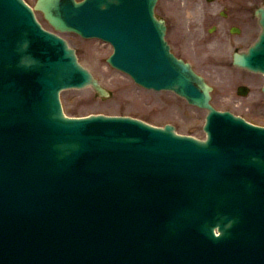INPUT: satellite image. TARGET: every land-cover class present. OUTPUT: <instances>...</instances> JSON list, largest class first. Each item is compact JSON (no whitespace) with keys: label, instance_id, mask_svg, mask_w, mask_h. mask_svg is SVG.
Wrapping results in <instances>:
<instances>
[{"label":"water","instance_id":"obj_1","mask_svg":"<svg viewBox=\"0 0 264 264\" xmlns=\"http://www.w3.org/2000/svg\"><path fill=\"white\" fill-rule=\"evenodd\" d=\"M39 1L55 28L111 41L137 82L208 108L207 139L66 116L60 90H104L23 0H0V264H264V127L210 105L154 0Z\"/></svg>","mask_w":264,"mask_h":264},{"label":"rangeland","instance_id":"obj_2","mask_svg":"<svg viewBox=\"0 0 264 264\" xmlns=\"http://www.w3.org/2000/svg\"><path fill=\"white\" fill-rule=\"evenodd\" d=\"M28 1L33 4L35 0ZM38 16L46 28L52 29L40 14ZM62 35L76 49L79 61L109 92L107 96L99 95L92 86L63 90L61 101L68 115L83 116L96 113L130 115L158 126L166 123L173 124L176 131L182 134H191L198 138L205 137L202 128L206 114L204 109L188 104L186 100L171 91L143 88L127 74L111 67L106 60L112 52L109 43L98 39H83L74 33L65 32ZM230 70L225 66H211V74L219 84L222 85L221 81H223L227 85L223 87L224 90L219 86L216 87L214 104L219 109L228 108L252 122L264 124V115L260 116L256 109L250 110V106H243L245 102L256 98L257 95L251 94L249 99L241 98L233 89V85L231 86ZM231 71L233 78L237 81H246L239 78L236 71Z\"/></svg>","mask_w":264,"mask_h":264},{"label":"flooded vegetation","instance_id":"obj_3","mask_svg":"<svg viewBox=\"0 0 264 264\" xmlns=\"http://www.w3.org/2000/svg\"><path fill=\"white\" fill-rule=\"evenodd\" d=\"M262 7L264 0H157L155 5L165 25L164 37L170 51L189 62L212 86L211 101L214 103L217 86H227L223 81L219 84L211 74V66H225L246 80L237 81L230 70L231 86L236 93L241 88V98L257 95L243 106L256 109L260 116L264 115V75L236 64L234 55L246 53L257 39L261 26L256 10Z\"/></svg>","mask_w":264,"mask_h":264}]
</instances>
